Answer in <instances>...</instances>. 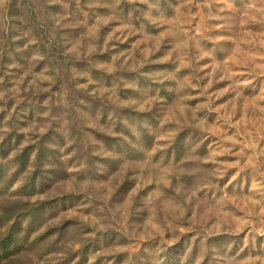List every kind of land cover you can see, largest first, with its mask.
Returning a JSON list of instances; mask_svg holds the SVG:
<instances>
[{"label": "rangeland", "instance_id": "374dc122", "mask_svg": "<svg viewBox=\"0 0 264 264\" xmlns=\"http://www.w3.org/2000/svg\"><path fill=\"white\" fill-rule=\"evenodd\" d=\"M11 235L1 264H264V0H0Z\"/></svg>", "mask_w": 264, "mask_h": 264}, {"label": "trees", "instance_id": "16d2710c", "mask_svg": "<svg viewBox=\"0 0 264 264\" xmlns=\"http://www.w3.org/2000/svg\"><path fill=\"white\" fill-rule=\"evenodd\" d=\"M10 228L9 230H11ZM10 235V234H9ZM0 264L2 263V260H6L10 255L9 253L18 250L20 247V241L17 237H14L13 235L6 238L1 244H0ZM13 246V247H12Z\"/></svg>", "mask_w": 264, "mask_h": 264}]
</instances>
